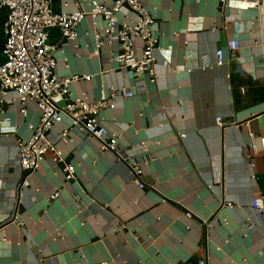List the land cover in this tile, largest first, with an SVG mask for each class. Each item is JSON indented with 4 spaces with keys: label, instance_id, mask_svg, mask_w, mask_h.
<instances>
[{
    "label": "crops",
    "instance_id": "1",
    "mask_svg": "<svg viewBox=\"0 0 264 264\" xmlns=\"http://www.w3.org/2000/svg\"><path fill=\"white\" fill-rule=\"evenodd\" d=\"M91 1L52 0V9L72 13ZM141 1L159 39L156 83L118 73L119 46L106 41L101 18L87 16L75 40L54 27L50 41L58 46L56 75L80 76L70 98L99 99L109 82L134 91L116 93L100 121L123 146L146 143L139 154L146 187L65 118L49 133L65 161L48 153L20 191L17 141L30 138L40 114L33 104L21 112L15 92L0 95V264H264V218L251 206L264 199V0ZM7 13L0 7V64ZM229 39L241 47L218 66L216 51ZM66 164L75 169L69 181Z\"/></svg>",
    "mask_w": 264,
    "mask_h": 264
},
{
    "label": "built area",
    "instance_id": "2",
    "mask_svg": "<svg viewBox=\"0 0 264 264\" xmlns=\"http://www.w3.org/2000/svg\"><path fill=\"white\" fill-rule=\"evenodd\" d=\"M251 1L260 3V0ZM219 2L225 3L226 0ZM0 7L6 8L8 12L4 27V61L0 64V95L5 97L9 92H15L21 112L25 113L27 105L33 104L40 114L39 122L29 126L32 132L30 138L17 141L19 163L24 173L18 184L19 190L30 185V176L40 168L48 153L53 154L56 162L65 161L63 152L49 136L51 128L65 118L69 120L70 128L97 140L101 151L114 152L117 162H124L129 167L135 185L144 189L146 185L139 154L147 149L146 143L143 141L137 146H123L120 135L110 133L100 121L101 112L106 107L115 106L116 93L131 97L134 91L123 84L109 82V92L102 89L99 99H89L86 95L70 98L72 83L80 76L59 78L56 75L55 53L58 46L51 43L50 30L59 27L64 39L75 40L87 16L101 18L106 41L116 42L119 46L117 53L112 56L118 64V73L131 70L156 83L162 76L155 54L159 39L152 31L155 19L147 6L141 0H114L112 4L93 0L86 9L61 14L53 11L52 0H0ZM124 10L133 12L134 19L130 20L129 15L122 17ZM102 46V40L97 38L93 54L99 56ZM240 47L239 40H227L225 48L216 51V65L225 64L226 54L235 56ZM137 83L140 88L144 86L142 81ZM216 122L220 126L225 125L221 117H217ZM67 133H60L65 142L69 141ZM185 136V133L181 134L182 138ZM62 171L66 181L75 178L73 166L66 164ZM60 190H56L51 198L58 197ZM251 206L264 218L263 198L255 197ZM187 214L191 216L190 212ZM14 218L23 224L17 214ZM247 222L251 224L250 220Z\"/></svg>",
    "mask_w": 264,
    "mask_h": 264
},
{
    "label": "water",
    "instance_id": "3",
    "mask_svg": "<svg viewBox=\"0 0 264 264\" xmlns=\"http://www.w3.org/2000/svg\"><path fill=\"white\" fill-rule=\"evenodd\" d=\"M212 220H214V217H213V218H211V220H210V223L212 222Z\"/></svg>",
    "mask_w": 264,
    "mask_h": 264
}]
</instances>
